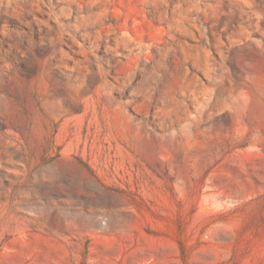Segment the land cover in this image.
Returning <instances> with one entry per match:
<instances>
[{
    "label": "rangeland",
    "instance_id": "1",
    "mask_svg": "<svg viewBox=\"0 0 264 264\" xmlns=\"http://www.w3.org/2000/svg\"><path fill=\"white\" fill-rule=\"evenodd\" d=\"M0 264H264V0H0Z\"/></svg>",
    "mask_w": 264,
    "mask_h": 264
}]
</instances>
